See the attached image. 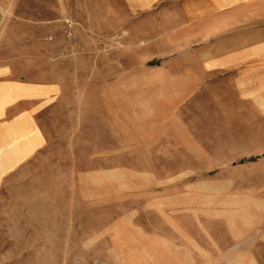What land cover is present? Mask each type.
<instances>
[{"label": "rangeland", "instance_id": "obj_1", "mask_svg": "<svg viewBox=\"0 0 264 264\" xmlns=\"http://www.w3.org/2000/svg\"><path fill=\"white\" fill-rule=\"evenodd\" d=\"M186 1L4 0L0 67L51 96L44 145L0 172V264L223 259L240 232L224 219L264 188L244 183L243 108H211L207 91L177 108L178 74L193 66L173 43ZM229 143L240 155L222 156ZM254 247L264 264V242Z\"/></svg>", "mask_w": 264, "mask_h": 264}, {"label": "crops", "instance_id": "obj_2", "mask_svg": "<svg viewBox=\"0 0 264 264\" xmlns=\"http://www.w3.org/2000/svg\"><path fill=\"white\" fill-rule=\"evenodd\" d=\"M198 3V5H195ZM4 0H0V41L5 20ZM182 14L185 20L173 43L186 46L177 52L193 61L186 73L178 74L177 108L181 109L207 91L212 94L211 108L244 109V183L247 187L264 188V0H187ZM177 41V42H176ZM1 45V44H0ZM9 67H0V172L5 173L30 158L45 143L37 124L43 106L41 100L51 96L50 90L40 94L39 86L17 81ZM231 103L222 104L221 94ZM55 91L52 92L54 95ZM181 96L182 99H181ZM235 145H221L223 155L233 152ZM219 170L225 172L221 165ZM215 170V169H214ZM209 172L212 169L208 170ZM251 183V184H249ZM246 197V196H244ZM260 198V199H259ZM244 198L242 216L224 219L233 232L230 242L217 253H225L217 264H261L254 250L264 242V198ZM238 217V214H234ZM232 222V224H229ZM240 222V224H239ZM258 230V231H257ZM157 242L169 249V236L153 234ZM196 242L197 238L192 237ZM178 247V246H174ZM195 250L185 248L184 252ZM215 253L212 248L201 249ZM191 258V256H189ZM192 264V263H191ZM196 264V263H195ZM215 264V263H210Z\"/></svg>", "mask_w": 264, "mask_h": 264}]
</instances>
